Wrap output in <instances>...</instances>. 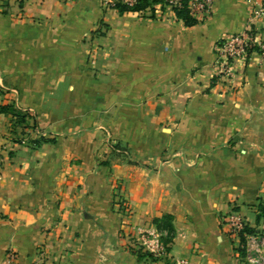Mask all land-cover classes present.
<instances>
[{
  "label": "crops",
  "instance_id": "obj_1",
  "mask_svg": "<svg viewBox=\"0 0 264 264\" xmlns=\"http://www.w3.org/2000/svg\"><path fill=\"white\" fill-rule=\"evenodd\" d=\"M252 3L215 0L187 26L163 2L0 0V105L25 115L0 112V264H251L222 217L253 226L264 201V64L229 77L216 59ZM164 215L169 250L139 247L134 228Z\"/></svg>",
  "mask_w": 264,
  "mask_h": 264
},
{
  "label": "built area",
  "instance_id": "obj_2",
  "mask_svg": "<svg viewBox=\"0 0 264 264\" xmlns=\"http://www.w3.org/2000/svg\"><path fill=\"white\" fill-rule=\"evenodd\" d=\"M137 1L138 0H105V3L112 7L116 3L134 6ZM250 1H253L252 9L244 28L238 32L225 35L219 43L218 57L216 59V65L218 68L217 73L219 75L230 77L233 73L234 61L236 59L246 60L253 52H257L261 56L264 64V1ZM214 2L215 0H189L188 7L191 12L201 20L209 15ZM163 4L170 6L175 10V7H182V0H165ZM145 10L137 12H143ZM27 139L28 138L24 136L22 137L21 142L25 143ZM2 162V152L0 150V177L3 165ZM116 204L123 213L127 215L130 214V209L124 199H118ZM222 221L228 226L230 238L235 243L236 248L245 252L244 256L247 261L251 264H264V224H260L258 227L253 226L255 232L247 233L245 228L250 225L248 224L247 217L241 213L239 209H232L226 213L222 217ZM134 231L135 240L142 249H146V247L148 248V244H151L150 241L155 237L158 238L160 242L161 233L156 227H153V225L146 227L136 226ZM243 231V235L246 238L245 242L241 241V233ZM149 248L154 250L152 245H149ZM156 252H165L164 245L161 242L158 245ZM9 258L10 264L15 259L14 253H10ZM185 263L186 262H184V264Z\"/></svg>",
  "mask_w": 264,
  "mask_h": 264
},
{
  "label": "trees",
  "instance_id": "obj_3",
  "mask_svg": "<svg viewBox=\"0 0 264 264\" xmlns=\"http://www.w3.org/2000/svg\"><path fill=\"white\" fill-rule=\"evenodd\" d=\"M189 0H182V7H175L176 14L179 18L183 19L187 26L194 25L199 22L197 16H195L190 8L188 7ZM156 2H165V0H138L134 6H127L122 3H116L113 7L117 8L120 12L125 11H140L150 8ZM0 112H10L13 113L18 118L19 122H24L25 115H22L19 111H16L12 105H0ZM34 142L38 143L39 141L34 140ZM259 213L256 216L257 225L260 223L262 217L264 216V201H262L258 205ZM173 217L171 215H164L160 218H156L153 220V224H155L157 230L160 234V242L164 245V250L168 251L170 243L173 241L175 236V230L173 227ZM247 233H254L255 229L250 225L245 228ZM244 231L241 233V241L245 242L246 238L243 235ZM243 255H245L244 251L241 250ZM143 254L148 255L150 257H155L151 252H144Z\"/></svg>",
  "mask_w": 264,
  "mask_h": 264
},
{
  "label": "rangeland",
  "instance_id": "obj_4",
  "mask_svg": "<svg viewBox=\"0 0 264 264\" xmlns=\"http://www.w3.org/2000/svg\"><path fill=\"white\" fill-rule=\"evenodd\" d=\"M110 138H109V140L107 141V149L109 150V151H118V152H121V153H123L124 155H123V158L124 159H129V158H131V156H130V147H129V145H128V143H122V142H118V141H115L114 139V137H112L111 135L109 136ZM167 157H169V156H165V153H163V151H161V152H158V153H156V155H155V157H154V161H156V162H158V163H161V162H164V161H169V160H171V159H169V158H167ZM147 159L148 158H145L144 160H145V162H142V161H144V160H139V162L140 163H143L144 165L147 163ZM130 160V159H129ZM233 209H235V208H233ZM232 210V209H231ZM230 210V211H231ZM239 211L241 212V210L239 209ZM228 213V212H227ZM242 213V212H241ZM248 224L250 225V222L248 221ZM260 224H264V216L262 217V219H261V221H260V223L257 225V224H255V225H253L254 227H258ZM252 226V227H253ZM255 229V228H254ZM233 242V241H232ZM234 243V242H233ZM234 245H235V243H234Z\"/></svg>",
  "mask_w": 264,
  "mask_h": 264
}]
</instances>
